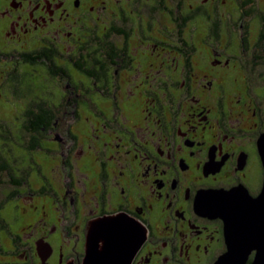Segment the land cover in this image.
<instances>
[{
  "label": "flooded vegetation",
  "instance_id": "flooded-vegetation-1",
  "mask_svg": "<svg viewBox=\"0 0 264 264\" xmlns=\"http://www.w3.org/2000/svg\"><path fill=\"white\" fill-rule=\"evenodd\" d=\"M4 89L35 97L25 145L41 136L83 186L1 231L0 264H83L109 216L144 232L131 264H216L213 197L262 191L264 0H0Z\"/></svg>",
  "mask_w": 264,
  "mask_h": 264
},
{
  "label": "water",
  "instance_id": "water-1",
  "mask_svg": "<svg viewBox=\"0 0 264 264\" xmlns=\"http://www.w3.org/2000/svg\"><path fill=\"white\" fill-rule=\"evenodd\" d=\"M258 146L264 165V134ZM207 210L225 223L228 251L216 264H264V184L257 198L240 190L217 194ZM144 237L126 216L98 219L90 225L83 264H131Z\"/></svg>",
  "mask_w": 264,
  "mask_h": 264
},
{
  "label": "rangeland",
  "instance_id": "rangeland-1",
  "mask_svg": "<svg viewBox=\"0 0 264 264\" xmlns=\"http://www.w3.org/2000/svg\"><path fill=\"white\" fill-rule=\"evenodd\" d=\"M256 82L257 84L261 83L258 80ZM35 88L37 91L42 90V86L38 82ZM20 99L13 98L7 89L0 92V202L5 201L10 195L15 194L16 196L9 200L1 210L0 216L13 233H17L19 227L30 220L32 214L36 213L37 206L52 202V200H62L64 192L69 194L70 188L83 186L73 172L70 171L68 174L65 169L62 170L61 165H55L54 162L46 160L51 159L57 162V158L48 157L47 154H43L42 150L23 151L22 143L26 136L25 130L17 128L22 121V112L17 108L23 102ZM19 100L21 103L18 102ZM113 116L118 118L116 114ZM78 123L73 124L70 130L75 132L77 142L81 143L86 139L87 134L82 131ZM14 133L21 136V140ZM11 136L14 137V140ZM69 139L63 142V155H66L68 149L72 147L74 138ZM11 169L15 172L11 173ZM26 172L30 173L28 183L32 187V191L29 190L26 183L18 188L14 183L16 179L21 180ZM7 231L4 230L1 233L2 236H5L6 243L9 242L6 236Z\"/></svg>",
  "mask_w": 264,
  "mask_h": 264
},
{
  "label": "trees",
  "instance_id": "trees-1",
  "mask_svg": "<svg viewBox=\"0 0 264 264\" xmlns=\"http://www.w3.org/2000/svg\"><path fill=\"white\" fill-rule=\"evenodd\" d=\"M21 98L20 100H22L23 102L21 103V101L19 100L18 102H20L21 104H20V106L18 105L17 106V108L19 109V111H21L22 112V121H21V123L19 124L20 126H18L17 128L18 129H23V130H25V134L27 133V131H26V129L22 126V122H24V115H25V111H26V108L28 107V105L30 104V103H32L33 104V101L35 100V97L34 96H32V97H28V96H24V95H22L21 93H17L16 95H13V98ZM28 98H29V100H28ZM32 99V100H31ZM17 102V101H16ZM79 119V118H78ZM81 129H82V131L84 132V133H86L85 132V130H86V128H85V126L84 125H82L81 126ZM70 132H71V134H70V136L71 137H73L74 139H76L75 137V132H73L72 130H70ZM12 133V132H11ZM15 135L17 134V133H14ZM12 135H13V133H12ZM18 135V134H17ZM28 136V133L26 134V136L25 137H27ZM32 136H33V139H34V144L32 145V146H30V147H28V146H26L25 145V143L24 142H26V140H25V138H24V141H23V143H22V145L24 146V150L23 151H25V150H28V151H38V150H42V152H43V154H47V156L48 157H55L56 158V156H55V153H49L48 151H46V149L45 148H49L50 149V147L48 146V141H44L43 139H42V137L40 136H37L36 135V133L35 134H32ZM11 138H13V140H14V137H12L11 136ZM18 138L21 140V136H19L18 135ZM38 143H43V144H41L42 146H40V145H38ZM21 146V145H20ZM47 161H49V162H54L55 163V161H52L51 159H46ZM14 170L13 169H11V173L13 172ZM15 172V171H14ZM22 172V171H21ZM71 172H73V174L75 175V176H77V174H75V170H71ZM70 173V171L68 172V174ZM29 172H26V174H25V176L21 179V180H14V183L16 184V186H17V188L18 187H20L21 185L23 186V184H27L28 185V188H32L31 186H29L30 184L28 183L29 182V180H28V177H29ZM13 176V175H12ZM16 196H15V194H13V195H10L5 201H3V202H0V212H1V210H3V208L5 207V205L9 202V200H11V199H13V198H15ZM3 230H8V225L5 223V221L4 220H2V218H1V216H0V232L1 231H3Z\"/></svg>",
  "mask_w": 264,
  "mask_h": 264
}]
</instances>
